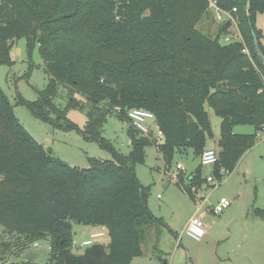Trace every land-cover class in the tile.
Listing matches in <instances>:
<instances>
[{
	"label": "trees",
	"instance_id": "trees-1",
	"mask_svg": "<svg viewBox=\"0 0 264 264\" xmlns=\"http://www.w3.org/2000/svg\"><path fill=\"white\" fill-rule=\"evenodd\" d=\"M216 1L237 8L243 40L223 41L230 21L220 22L215 34L198 27L210 13L209 0H0V64H13L10 51L25 37L29 58L38 46L48 76L35 100L17 93V103L53 127L79 129L112 156L90 157L88 167L55 157L20 122L0 86V225L17 236L12 245L3 242L2 251L26 252L47 240L46 264H133L148 234L164 225L148 205L149 187L140 182L137 165L150 145L169 168L176 153L191 149L201 156L215 137L207 106L221 118L213 174L222 179V168H236L264 127V32L256 24L264 0H251L248 9V0ZM71 108L87 111L83 129L68 118ZM132 108L155 114L163 143L132 123L128 153L102 136L104 109L129 120ZM241 124L255 132L236 133ZM177 178L193 196L204 181L202 164L188 184L182 173ZM255 213L264 220V209ZM74 224L105 225L108 242L74 252Z\"/></svg>",
	"mask_w": 264,
	"mask_h": 264
},
{
	"label": "rangeland",
	"instance_id": "rangeland-1",
	"mask_svg": "<svg viewBox=\"0 0 264 264\" xmlns=\"http://www.w3.org/2000/svg\"><path fill=\"white\" fill-rule=\"evenodd\" d=\"M208 16L198 24L204 32H217L220 25L209 9ZM230 28L231 34H238V22ZM256 24L264 32V12L257 15ZM237 25V26H236ZM12 65L0 64V86L6 93L15 113L43 148L72 166L88 167L90 157L110 159L111 153L104 149L97 140L87 139L79 129L64 130L53 127L36 118L26 105L17 103V93L27 100H35L42 90L48 76L39 54L38 46L33 50L32 58L27 52V39H17L10 51ZM62 91V90H61ZM65 95V92L63 91ZM64 106V97L57 99ZM211 117L215 137L209 139L207 147L217 148L220 136L221 118L207 106ZM68 118L83 129L87 122V111L71 108ZM102 127V136L110 140L123 153L131 149L127 134L129 123L114 114L106 115ZM236 133H254L252 125L241 124L234 129ZM201 156H194L191 149L186 153H176L170 168L156 145L146 148L143 163L137 165L140 182L149 187L148 205L152 212L163 219L164 225L158 226L148 234L144 243V254L136 257L133 264H264V220L256 216L257 208L264 209V131L257 133L255 145L240 159L232 172H227L222 179L215 178L208 182L207 176L213 174V166L202 165L203 183L192 190L191 196L177 178L182 173L188 177L195 173L200 165ZM181 163L183 170H177ZM221 197L231 201V205L220 213L212 209ZM194 215H201L206 227V235L196 240L186 233V227ZM74 241L80 243L89 238L96 228L74 224ZM17 236L6 231L0 225V264H10L22 259L30 252L38 253L32 260L35 264H46L50 259V246L47 240H36L26 252L13 246L2 251L3 242H15ZM108 239L104 240V243ZM85 247L73 244L74 252H81ZM5 250V249H4Z\"/></svg>",
	"mask_w": 264,
	"mask_h": 264
},
{
	"label": "built area",
	"instance_id": "built-area-1",
	"mask_svg": "<svg viewBox=\"0 0 264 264\" xmlns=\"http://www.w3.org/2000/svg\"><path fill=\"white\" fill-rule=\"evenodd\" d=\"M210 8L213 9V14L218 22H231V27L236 24L235 19L237 8L233 7L232 9H223L221 8L216 0H209ZM237 26V25H236ZM230 27V28H231ZM242 35L238 29V34H231L230 31L227 35L223 37V41L226 43H231L235 41H241ZM247 51V50H246ZM128 118L132 123L133 127L137 129L141 134L145 136H153L157 139L158 143H163L165 141L164 132L159 127L155 114L145 108H132L127 112ZM260 131H264V127ZM201 164L214 166L218 161V152L214 147H207L200 157ZM177 170H183L184 167L181 163L176 165ZM220 173L224 175L226 170L223 168L220 170ZM216 176L210 174L207 176V181H214ZM231 205V201L226 197H221L218 202L213 206V211L215 213H220L224 211ZM94 227V226H92ZM96 230H92L89 234V238L82 240L80 243L74 241V245L77 247H86L92 245L96 242H104L105 239H108V230L105 225L95 226ZM186 233L196 240H201L206 235V227L201 215H194L186 227ZM37 245V242L35 243Z\"/></svg>",
	"mask_w": 264,
	"mask_h": 264
},
{
	"label": "water",
	"instance_id": "water-1",
	"mask_svg": "<svg viewBox=\"0 0 264 264\" xmlns=\"http://www.w3.org/2000/svg\"><path fill=\"white\" fill-rule=\"evenodd\" d=\"M250 1L251 0H248V2H247V9L249 7V2ZM252 34H253V37H254L255 47H256L257 51L261 54L259 43H258V40H257V37H256V33H255L254 30L252 31ZM104 114L105 115L108 114V110L107 109H104ZM37 255H38V253H36V252H30V253L27 254L26 259L27 260H34L37 257Z\"/></svg>",
	"mask_w": 264,
	"mask_h": 264
},
{
	"label": "crops",
	"instance_id": "crops-1",
	"mask_svg": "<svg viewBox=\"0 0 264 264\" xmlns=\"http://www.w3.org/2000/svg\"><path fill=\"white\" fill-rule=\"evenodd\" d=\"M235 129V128H234ZM207 148V147H206ZM134 260V259H133ZM165 264H167V262L165 263Z\"/></svg>",
	"mask_w": 264,
	"mask_h": 264
}]
</instances>
